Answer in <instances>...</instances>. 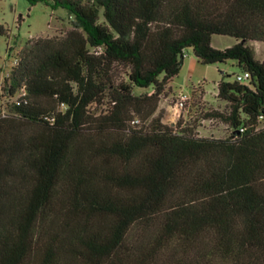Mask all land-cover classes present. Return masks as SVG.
Here are the masks:
<instances>
[{"label": "trees", "instance_id": "obj_1", "mask_svg": "<svg viewBox=\"0 0 264 264\" xmlns=\"http://www.w3.org/2000/svg\"><path fill=\"white\" fill-rule=\"evenodd\" d=\"M28 1L72 28L0 85V264H264V0ZM187 49L249 74L205 114L227 137L156 113Z\"/></svg>", "mask_w": 264, "mask_h": 264}, {"label": "rangeland", "instance_id": "obj_2", "mask_svg": "<svg viewBox=\"0 0 264 264\" xmlns=\"http://www.w3.org/2000/svg\"><path fill=\"white\" fill-rule=\"evenodd\" d=\"M72 16L64 8L52 9L43 2L30 4L28 0H0V25L7 32L0 35V85L4 74L13 65V58L19 56L25 42L39 37L61 36L72 28ZM100 20H102L100 16ZM234 38L227 35H213L211 45L222 49L230 46ZM257 59H264V42H250ZM243 71L232 60L213 64H202L191 49L185 51L179 72L168 82L169 88L161 96L156 113L171 126L187 127L199 136L227 137L230 127L219 118L207 119L211 110L226 111L227 104L217 97V82L232 81L235 74ZM135 93L151 91V88L135 89ZM184 92L189 100L184 109L173 114L177 94ZM104 105H92L99 111ZM264 125V118L260 120Z\"/></svg>", "mask_w": 264, "mask_h": 264}, {"label": "built area", "instance_id": "obj_3", "mask_svg": "<svg viewBox=\"0 0 264 264\" xmlns=\"http://www.w3.org/2000/svg\"><path fill=\"white\" fill-rule=\"evenodd\" d=\"M17 60H18L17 57L13 58L12 64L14 65L15 63H17ZM8 73L9 72L7 71L4 75L7 76ZM248 77H249V74L246 71H243L241 74H235V76H234L235 80H237L238 82H244L248 79ZM21 92H22V94H24V89H22ZM188 100H189V95L187 93L181 92V93L177 94L175 97V100H174L173 114H176V113L178 114L179 111L184 109ZM262 118H264V114L259 116V119H262Z\"/></svg>", "mask_w": 264, "mask_h": 264}, {"label": "crops", "instance_id": "obj_4", "mask_svg": "<svg viewBox=\"0 0 264 264\" xmlns=\"http://www.w3.org/2000/svg\"><path fill=\"white\" fill-rule=\"evenodd\" d=\"M211 40H212V39H211ZM234 42H235V39H234ZM234 42H233V43H234ZM250 42H252V41H250ZM250 42H249V44H250ZM256 42H257V41H256ZM233 43H232V44H233ZM250 45H251V44H250Z\"/></svg>", "mask_w": 264, "mask_h": 264}]
</instances>
